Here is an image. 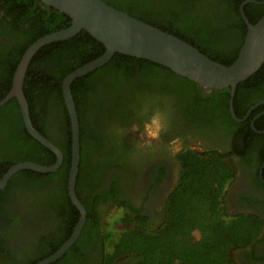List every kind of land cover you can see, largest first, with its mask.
I'll return each mask as SVG.
<instances>
[{
    "label": "trees",
    "instance_id": "16d2710c",
    "mask_svg": "<svg viewBox=\"0 0 264 264\" xmlns=\"http://www.w3.org/2000/svg\"><path fill=\"white\" fill-rule=\"evenodd\" d=\"M103 1L179 37L226 66L237 60L248 32L240 12L245 0ZM245 14L252 24L257 23L264 16V4L247 5ZM71 24L68 15L42 6L39 0H0V101L10 92L16 69L30 46ZM105 51L101 42L83 30L44 46L30 63L24 92L33 125L61 148L64 161L54 173L20 171L0 190V264H37L57 252L74 232L80 212L68 191L72 132L62 84L67 75ZM71 88L81 134L76 192L87 210V221L76 244L53 264H87L93 257L99 258L97 264H115L123 258L135 264H237L233 252L257 242L262 219L255 214H227L226 189L237 173L231 158L238 155L244 161L253 160L254 187L264 188L259 177L264 134L252 129L264 106L245 122H236L230 111V89L204 96L195 82L172 70L122 54L76 79ZM263 98L264 65L237 87L234 108L238 118H244ZM155 110L170 119L174 111L178 128L197 134L229 130L235 134L232 147L227 151L213 147L203 152L190 147L181 150L176 157L180 180L158 221L119 199V181L105 195L97 194L94 202L84 196V188L94 193L109 174L134 171L139 175L148 165L149 156L135 161L137 140L131 126ZM255 126L264 130V117ZM56 161L57 156L28 133L20 105L11 99L0 109V181L19 163L51 166ZM151 173L155 187L165 177L166 167L152 168ZM101 202L123 209L118 226L103 221L109 208L99 213ZM256 203L264 204V200ZM8 240L15 249L8 248Z\"/></svg>",
    "mask_w": 264,
    "mask_h": 264
},
{
    "label": "water",
    "instance_id": "95a60500",
    "mask_svg": "<svg viewBox=\"0 0 264 264\" xmlns=\"http://www.w3.org/2000/svg\"><path fill=\"white\" fill-rule=\"evenodd\" d=\"M39 1L42 6L54 8L68 15L72 19V24L66 29L40 38L30 46L16 69L10 92L0 101V109L11 99L16 98L28 133L52 151L57 156V161L51 166H43L34 162H22L12 166L0 181V190H3L10 179L20 171L33 170L43 174L54 173L59 170L64 161L61 148L38 131L31 119L24 86L30 63L36 53L46 45L70 39L83 30L101 42L106 49L99 58L67 75L62 84L72 132V164L68 179V191L72 203L80 212V217L72 236L61 248L50 257L37 263L53 264L75 245L87 221V210L76 192L81 164V134L76 102L71 88L72 83L103 67L116 54H122L164 66L179 76L195 82L207 95L215 91L230 89L231 114L235 120L243 121L247 117L239 119L234 110L237 87L256 74L264 65V16L257 23L252 24L245 14V6L247 3L264 4V1L246 0L241 4L240 12L248 27V32L237 60L230 66L210 59L179 37L145 23L103 0ZM252 128L259 132L254 123H252Z\"/></svg>",
    "mask_w": 264,
    "mask_h": 264
},
{
    "label": "flooded vegetation",
    "instance_id": "af4514ba",
    "mask_svg": "<svg viewBox=\"0 0 264 264\" xmlns=\"http://www.w3.org/2000/svg\"><path fill=\"white\" fill-rule=\"evenodd\" d=\"M249 4H255V3H247V5ZM202 92L204 96H209L205 93L203 89H202ZM262 106H264V98L260 99L250 110H248L247 114L244 116V118L247 117L245 120L237 121L234 118L233 119L239 123L245 122L246 120H248V118L251 116L252 112L255 109L260 108ZM171 112L173 114L172 115L173 119H170L169 117H167L166 119L167 123L169 124L168 126L170 128V132L166 133V135L163 134L164 135L163 139L162 141L159 142L160 145L157 146V153L159 154L158 157L160 159V161L158 159V162L165 161L164 159H161L160 154L164 158L168 159L167 158L168 156H166L165 154L166 144L167 143L169 144V142H166L167 138H169L168 141L174 140L173 144L174 143L176 144L178 142H180L179 144L182 143L183 146L181 145L179 152L181 150H184L186 147H188L189 143H193L196 140L204 143L207 146V149L213 147L212 149L216 148L219 150L227 151L229 150L230 146L232 147L233 139L235 137V134L233 132L229 130H226V131L221 130V131L211 132L209 135H204V134H200V133L197 134L196 132L189 131V129H186L183 126L181 129H179L176 126L177 120L173 113L174 111L171 110ZM262 117H264V110L263 112H260L254 118L252 123H254L255 125V121L258 118H262ZM244 118H239V119H244ZM177 129H179L178 132H177ZM253 131L256 132L254 129ZM258 131L259 132H256L257 134H261V135L264 134V130H258ZM224 132H226L227 135H225ZM51 136L52 137L54 136L53 132L51 133ZM134 137H135L134 139L137 140L138 137L137 136H134ZM259 145H260V142L257 144V147ZM254 146L255 145H253L252 147ZM166 151H168V149ZM178 153L173 154V152L171 151V156L172 157L176 156ZM156 158L157 156L154 158V162ZM253 162H254L253 160L244 161L238 155L232 156L231 163L235 167L237 173L235 175L234 180L231 182V184L228 185L226 189L227 194H226V199H225V208H226V212L228 215L232 216V215H240V214L242 215L255 214L262 219V227H261L262 229H261L260 235L257 238V242L252 243L246 246L245 248H241L233 252L232 256L237 264H264V212H263L264 204L256 203L257 201L264 200V192H263L264 188L261 187L262 188L261 189L262 191H261L260 188L257 189L254 187L253 181H255L256 179L254 177V174L252 173L253 172V164H252ZM163 165L167 166L165 177L155 187L153 186L155 179L152 176L153 173H151V170L153 167L154 169H156L159 166L155 165L154 163L153 164L148 163V167L147 168L144 167L140 171L139 175H135L134 171H129L126 174H123L124 172L117 171V172L107 175L105 180L102 182L101 187L96 189L94 193L88 194L87 188H84L82 192H84L83 193L84 196L89 195L90 198H92V201L94 202L96 200L94 198L95 196H97V194L100 195L103 193V195H105L106 191L109 190L112 183L114 181H119L117 183L119 199L122 201L128 200V202H130L133 207L141 210L142 214H148L150 217L154 216L153 219L158 221L162 217L165 201L168 195L170 194V192L172 191V187L175 182L169 176L170 161L168 164L163 163ZM174 166L175 165L172 164L171 168H173ZM259 177L263 181V184H264V163H263V166L261 167ZM179 180H180V176H179ZM163 193L164 194L166 193L167 195L163 197L162 196ZM248 200H251V201H248ZM110 207H113V203L105 204L101 202L97 204V209L99 213H102L103 211L105 213L106 210ZM154 207L155 208L159 207V210L156 213H154L155 211ZM129 209L130 207L126 208L128 212L130 211ZM103 221H104V217H103ZM40 227L42 226L40 225ZM7 246L9 249H15L14 248L15 244L11 240L7 241ZM98 261H99V258L93 257L91 260L87 262V264H97ZM70 264H80V263H78L77 261H72ZM115 264H135V263H134V260L131 258H128V259L123 258L117 261Z\"/></svg>",
    "mask_w": 264,
    "mask_h": 264
},
{
    "label": "rangeland",
    "instance_id": "374dc122",
    "mask_svg": "<svg viewBox=\"0 0 264 264\" xmlns=\"http://www.w3.org/2000/svg\"><path fill=\"white\" fill-rule=\"evenodd\" d=\"M166 119H167V116H165L162 111L155 110L154 114H152L149 117H146L142 122L134 123L131 126V129L133 130L134 135L138 137L136 144H135V151H136V153L134 154L135 161H137V159H140V158H145V156H149L147 158L148 160H150L149 163H151V164L154 163L157 166H162L163 163L168 164L170 161L169 176L171 179H173V181H175L174 185L172 187V190H173L179 182V176H180V171H181L180 169L181 168H180V165L176 159L177 155L172 157L171 151L173 152V154L178 153L182 143L179 144L180 142L177 141L178 143L173 144V142H174L173 139H172L173 141H168L169 144L168 143L166 144V149H165V154H166V156H168L167 157L168 159L164 158L160 154L161 159H164L165 161L164 162H162V161L158 162L159 154L157 153V146L160 145L159 142L162 141L163 136H164L163 134L166 135V133L170 132V128L168 126L169 124L167 123ZM176 126L179 127L178 125H176ZM178 131H179V129H177V132ZM188 147H190L191 149L197 150L199 152H203V151L207 150V146L198 140L194 141L193 143H189ZM167 149H168V151H166ZM156 156H157V158L155 159V162H156L155 163L154 158ZM159 161H160V159H159ZM172 164L175 165L173 168H171ZM144 166H145V168L148 167L147 162ZM157 166H155V167H157ZM165 167L167 168V166H165ZM166 195H167L166 193L162 194L163 197H165ZM154 210H155L154 213H156L159 210V207H156V208L154 207ZM122 214H123V209L118 208V207H110L106 217H104V222L109 223L112 226H118L117 221H118V219L120 220ZM116 228H118V227H116ZM114 230L117 232V229H114Z\"/></svg>",
    "mask_w": 264,
    "mask_h": 264
}]
</instances>
